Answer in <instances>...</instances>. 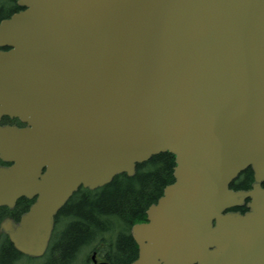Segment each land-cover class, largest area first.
Instances as JSON below:
<instances>
[{"label": "water", "instance_id": "water-1", "mask_svg": "<svg viewBox=\"0 0 264 264\" xmlns=\"http://www.w3.org/2000/svg\"><path fill=\"white\" fill-rule=\"evenodd\" d=\"M16 3L0 22V118L26 126L0 125V208L35 203L1 224L12 246L42 256L80 187L169 153L173 182L131 227L132 264H223L234 244L264 264V189L229 190L248 167L264 174V0Z\"/></svg>", "mask_w": 264, "mask_h": 264}, {"label": "trees", "instance_id": "trees-1", "mask_svg": "<svg viewBox=\"0 0 264 264\" xmlns=\"http://www.w3.org/2000/svg\"><path fill=\"white\" fill-rule=\"evenodd\" d=\"M19 10L16 0H0V21ZM174 166L172 154L160 153L147 163L138 164L133 177L116 176L108 185L92 192L80 189L55 218L57 230L62 217L65 218L61 237L54 238L52 254L40 264H81L78 255L91 246L110 264L131 263L136 253L129 229L143 220L150 204L172 184ZM31 203L19 200L14 211L22 214ZM26 259L10 245L0 247V264H21ZM82 264H87L86 259Z\"/></svg>", "mask_w": 264, "mask_h": 264}, {"label": "flooded vegetation", "instance_id": "flooded-vegetation-1", "mask_svg": "<svg viewBox=\"0 0 264 264\" xmlns=\"http://www.w3.org/2000/svg\"><path fill=\"white\" fill-rule=\"evenodd\" d=\"M262 179L263 180L260 182V186H261V188L264 189V176ZM256 183H257V180L255 179V173H254L253 169L248 168V169L242 171L236 178L233 179L232 183L230 184V189H232L233 191H241V190L242 191H249V190H252L253 185ZM248 204H249V200H244L243 205L241 207H235V208H233L227 212H237V213L243 214L244 212L248 211V208H247ZM14 209H12V211L8 210L7 208L0 209V228H1V222L5 219H9L11 221L17 222L20 215H18L19 213H16V211H14ZM144 219H145V217H144ZM216 225L217 224H212V227L216 228ZM240 225L241 224L237 225L236 227H231V228L225 227L222 230V232L225 233L224 238L227 241L232 237L238 238L240 236V234L237 231H239ZM129 235H130L131 241L133 242V244L135 246V253H136L135 259H136L138 256L137 245L133 241L130 232H129ZM59 237H61L60 234L59 235H53L52 238H59ZM2 245H10V240H9L8 236H6L3 232L0 231V247H2ZM229 246H231V245L229 244ZM236 248L237 247L235 244L232 245L231 249H233V250L230 253H228L224 259L221 260V262H223V264H254V261L252 259H250V257L248 256L247 251H244V252L238 251ZM53 250H54L53 246H50V248H48V251L46 252V256H50L52 254ZM97 259H99L98 256H97ZM98 261H100V259ZM88 262H90V258H89ZM12 264H19V263L12 261Z\"/></svg>", "mask_w": 264, "mask_h": 264}, {"label": "rangeland", "instance_id": "rangeland-1", "mask_svg": "<svg viewBox=\"0 0 264 264\" xmlns=\"http://www.w3.org/2000/svg\"><path fill=\"white\" fill-rule=\"evenodd\" d=\"M63 219H62V223H61V225L59 226V228H58V231H56V234L57 235H59V233H60V231H62V229H63V227H64V224H65V218L64 217H62ZM89 249V248H88ZM87 249H85L83 252H81L79 255H78V260H79V262L81 261V264L85 261V259H86V256H87V251H86ZM91 251H93V246H91L90 247V251H89V253H88V255L91 253ZM99 255V254H98ZM101 256V255H100ZM89 257H90V255H89ZM87 260H88V256H87ZM86 260V261H87ZM40 262L41 261H37V262H29V261H25V260H23V261H21V264H40ZM43 262V261H42Z\"/></svg>", "mask_w": 264, "mask_h": 264}]
</instances>
